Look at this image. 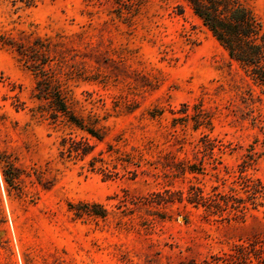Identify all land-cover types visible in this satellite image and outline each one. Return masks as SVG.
<instances>
[{"label": "rangeland", "instance_id": "1", "mask_svg": "<svg viewBox=\"0 0 264 264\" xmlns=\"http://www.w3.org/2000/svg\"><path fill=\"white\" fill-rule=\"evenodd\" d=\"M239 1L264 31V0ZM256 239L264 84L187 0H0V264H182Z\"/></svg>", "mask_w": 264, "mask_h": 264}, {"label": "trees", "instance_id": "2", "mask_svg": "<svg viewBox=\"0 0 264 264\" xmlns=\"http://www.w3.org/2000/svg\"><path fill=\"white\" fill-rule=\"evenodd\" d=\"M194 13L201 18L204 25L227 50L230 58L242 67L248 68L254 79L264 84V31L260 19L239 0H187ZM51 103L57 111L67 113L68 108L59 91L49 90ZM69 119L79 125L73 115ZM82 126V125H79ZM92 133V131H89ZM93 134V133H92ZM62 153L88 154L77 142L69 143L62 139ZM206 199L201 191H192L186 200L190 203H201ZM232 253L211 255L200 262L191 260L182 264H260L264 262V247L259 240L240 243Z\"/></svg>", "mask_w": 264, "mask_h": 264}]
</instances>
